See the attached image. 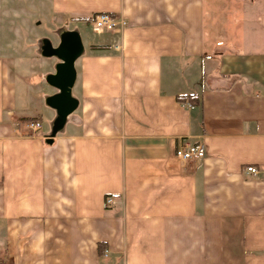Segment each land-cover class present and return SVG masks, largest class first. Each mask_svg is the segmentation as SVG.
<instances>
[{"label": "crops", "instance_id": "crops-1", "mask_svg": "<svg viewBox=\"0 0 264 264\" xmlns=\"http://www.w3.org/2000/svg\"><path fill=\"white\" fill-rule=\"evenodd\" d=\"M46 1L77 108L57 130L59 61L0 47V264H264V0Z\"/></svg>", "mask_w": 264, "mask_h": 264}, {"label": "rangeland", "instance_id": "rangeland-1", "mask_svg": "<svg viewBox=\"0 0 264 264\" xmlns=\"http://www.w3.org/2000/svg\"><path fill=\"white\" fill-rule=\"evenodd\" d=\"M57 27L58 23H54L49 14L46 0H0V47H12L11 54L16 51L14 47H23L24 50L31 45L35 47L37 54H32V72L48 70L56 61L55 58L41 57L40 54L43 43L54 38ZM43 121L47 123L48 118L43 117Z\"/></svg>", "mask_w": 264, "mask_h": 264}, {"label": "water", "instance_id": "water-1", "mask_svg": "<svg viewBox=\"0 0 264 264\" xmlns=\"http://www.w3.org/2000/svg\"><path fill=\"white\" fill-rule=\"evenodd\" d=\"M82 52L78 37L72 33L61 39L58 47L54 48L48 41L44 42L42 55L47 58L55 57L59 63L55 73L47 77V83L58 91L47 100V105L56 112L55 127L61 129L77 108V101L71 96V90L76 80L75 61Z\"/></svg>", "mask_w": 264, "mask_h": 264}, {"label": "built area", "instance_id": "built-area-1", "mask_svg": "<svg viewBox=\"0 0 264 264\" xmlns=\"http://www.w3.org/2000/svg\"><path fill=\"white\" fill-rule=\"evenodd\" d=\"M125 26L124 21H118L115 16L108 13H97L93 15L90 22L92 32L97 35L119 33ZM116 49L118 50V48ZM25 127L26 130L33 135L42 129V124L39 121H29L26 123ZM205 155L206 150L202 144L183 143L177 152V158L182 165L191 161L201 160ZM246 172L252 176L258 175V170L254 167H247ZM106 204L112 206L114 205V200L108 198Z\"/></svg>", "mask_w": 264, "mask_h": 264}]
</instances>
